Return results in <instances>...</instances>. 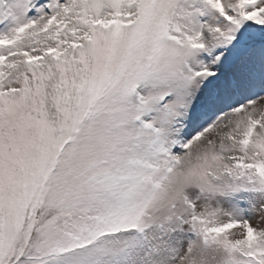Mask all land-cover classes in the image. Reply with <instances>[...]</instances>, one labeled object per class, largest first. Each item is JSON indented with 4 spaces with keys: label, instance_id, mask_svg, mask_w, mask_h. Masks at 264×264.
I'll return each mask as SVG.
<instances>
[{
    "label": "snow or ice",
    "instance_id": "1",
    "mask_svg": "<svg viewBox=\"0 0 264 264\" xmlns=\"http://www.w3.org/2000/svg\"><path fill=\"white\" fill-rule=\"evenodd\" d=\"M0 264H264V0H0Z\"/></svg>",
    "mask_w": 264,
    "mask_h": 264
}]
</instances>
